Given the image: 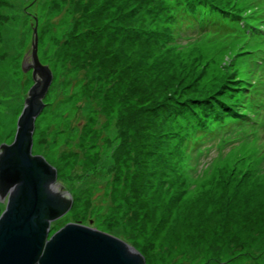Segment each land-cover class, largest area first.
Listing matches in <instances>:
<instances>
[{"label":"rangeland","instance_id":"rangeland-1","mask_svg":"<svg viewBox=\"0 0 264 264\" xmlns=\"http://www.w3.org/2000/svg\"><path fill=\"white\" fill-rule=\"evenodd\" d=\"M210 1L0 0V146L13 143L33 85L21 65L35 27L53 77L32 154L56 170L73 204L49 236L77 223L120 239L146 264H264V85L252 100L257 123L239 121L238 138L213 134L197 152L188 146L232 97L248 107L261 77L248 56L233 58L244 49H228L225 35L165 38L169 6L246 8Z\"/></svg>","mask_w":264,"mask_h":264},{"label":"water","instance_id":"water-1","mask_svg":"<svg viewBox=\"0 0 264 264\" xmlns=\"http://www.w3.org/2000/svg\"><path fill=\"white\" fill-rule=\"evenodd\" d=\"M34 18L37 25L36 14ZM21 70L31 71L33 85L13 143L0 146V203L5 205L0 214V264H146L120 239L77 223L49 236L51 224L70 211L73 200L57 182L56 170L32 154L35 121L53 79L38 59L36 27Z\"/></svg>","mask_w":264,"mask_h":264},{"label":"trees","instance_id":"trees-1","mask_svg":"<svg viewBox=\"0 0 264 264\" xmlns=\"http://www.w3.org/2000/svg\"><path fill=\"white\" fill-rule=\"evenodd\" d=\"M209 2L211 1L209 0ZM248 2H251V0H246V8L242 6V10H240V8L236 9L234 6L227 8V6L219 3L208 5L181 2V4L177 6H169L168 9L166 8L167 17L165 38L170 44L171 42L181 43V41L189 39L191 36L189 32L192 30L200 32V34L202 32L204 34L209 32L211 34H216V36H227L224 38L227 39L226 47L231 50L235 49L234 51H237L243 46L244 40L247 38L254 39L257 35V19L248 17L249 12L250 15L253 12V6H249V4H247ZM263 3L264 0L261 1V4ZM260 11L261 9H258L257 12ZM213 13H216L218 17L213 15ZM212 37H214V35H212ZM231 40L241 41V44H232ZM234 53L238 55L236 52H233V58ZM250 65L253 69L251 59ZM236 90L240 91L244 90V88L241 87ZM253 97L254 95H252L250 98L253 99ZM233 98L234 97L231 99V105L224 103L221 107V112L210 117L212 120L211 122L208 123L206 120L200 121V124H198L196 127H201V129L196 130L189 135V138L191 139L188 140V146L191 147L193 152H197L203 148L204 142L212 138L213 134L220 138L223 136L232 135L235 130H230L229 128H231L236 123L240 124L239 126H241L242 123H239V121L247 119L249 113L252 112L251 108L246 107L243 109L244 107L241 106L242 103L233 100ZM171 107L172 105L165 106L164 110L172 111L173 109H170ZM169 115L171 116V114ZM225 118H230L231 120H234V122H227L225 121ZM223 132L224 134L221 136L220 134ZM259 151L261 150L259 149ZM193 154L194 153H190V155Z\"/></svg>","mask_w":264,"mask_h":264}]
</instances>
